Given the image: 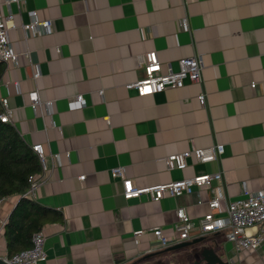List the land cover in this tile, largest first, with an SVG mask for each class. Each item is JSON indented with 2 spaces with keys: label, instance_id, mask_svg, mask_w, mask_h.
I'll return each mask as SVG.
<instances>
[{
  "label": "crops",
  "instance_id": "obj_1",
  "mask_svg": "<svg viewBox=\"0 0 264 264\" xmlns=\"http://www.w3.org/2000/svg\"><path fill=\"white\" fill-rule=\"evenodd\" d=\"M0 4L5 14H14L9 35L19 54L16 62H2L0 100L7 99L10 123L23 140L44 147L45 166L28 195L49 210L41 229L46 256L39 264H193L204 247L229 264H264V240L240 251L227 229L200 235L199 224L217 192L225 198L213 213L224 216L227 202L243 197L245 189L264 188V0ZM30 10L51 20L49 31L33 35L22 28L31 20ZM149 51L157 52L163 71L178 69L182 57L200 56L201 81L139 95L127 84L144 76L139 57ZM33 90L42 101H52L49 110L31 105ZM202 92L204 105L198 99ZM78 94L83 106L71 107ZM215 143L225 147L217 160L190 156L184 169L168 165L173 153ZM117 167L122 174L114 177ZM214 172L222 178L210 188L195 186L191 193L158 201L148 194L124 197L122 178L148 187ZM19 201L13 195L0 204L4 258L5 224ZM178 207L195 224L191 240H208L167 251L152 230L160 227L173 238ZM138 230L144 232L136 236Z\"/></svg>",
  "mask_w": 264,
  "mask_h": 264
},
{
  "label": "built area",
  "instance_id": "obj_2",
  "mask_svg": "<svg viewBox=\"0 0 264 264\" xmlns=\"http://www.w3.org/2000/svg\"><path fill=\"white\" fill-rule=\"evenodd\" d=\"M18 1V0H9ZM8 2V1H7ZM30 22L22 24L25 31L31 32L33 35L42 34L51 28L50 19H40L36 10H30ZM182 25L186 28V20L182 21ZM15 26L14 14H5L2 11L0 4V62H16L19 54L13 49L9 31ZM140 63L144 70V76L135 82L127 84L129 88H136L139 95L154 94L162 92L167 88L183 87L186 81L200 82L202 78L203 60L198 55L185 56L178 60L179 68L176 70H162V65L159 61L156 51H149L139 57ZM38 73L34 74L36 78ZM101 93L103 91H100ZM29 99L32 106H44L48 110L52 106V101H42L38 91L29 92ZM199 102L204 105L206 95L204 92L198 95ZM71 107L83 106V96L78 94L70 101ZM2 112L0 119L3 122H10L13 115V110L9 108L7 99L1 100ZM32 149L39 156L41 163L44 165V147L41 143H35ZM225 152L223 144L215 143L209 147H194L179 153H173L168 157V165L170 168L184 169L187 167L186 159L194 156L199 162H209L219 159ZM45 166V165H44ZM45 168V167H44ZM112 176L116 177L122 174V168L117 167L111 170ZM39 175L31 176L30 187L27 195L32 193L38 186ZM84 179L85 176H80ZM221 172L203 173L190 177L172 180L170 182L156 184L148 187L135 186L131 179L122 178L123 193L125 198L138 197L142 194H148L153 200H160L164 195L180 196L184 193L193 192L195 186L212 187V180H220ZM215 189V188H214ZM221 198H225L223 194L216 193L208 203L210 211L204 214L200 220V235H205L209 232L227 229V238L233 241L237 249L247 250L256 249L264 240V188L257 192H251L248 189L244 190V196L235 200H230L226 205V215L216 216L213 209H217L221 205ZM4 198L0 199V204ZM176 215L179 222L175 224V235L171 238L163 233L160 227H155L152 230L155 238L162 247H168L171 244H177L183 241L192 239L191 231L195 228L189 214L184 207L176 209ZM255 228V232H249V229ZM144 230L135 231L136 236H140ZM45 237L41 231L36 232L32 236V246L5 257L10 264H39L45 258Z\"/></svg>",
  "mask_w": 264,
  "mask_h": 264
},
{
  "label": "trees",
  "instance_id": "obj_3",
  "mask_svg": "<svg viewBox=\"0 0 264 264\" xmlns=\"http://www.w3.org/2000/svg\"><path fill=\"white\" fill-rule=\"evenodd\" d=\"M5 66L0 62V80ZM2 112L0 100V114ZM42 163L10 122L0 119V199L19 195L20 201L5 224L8 256L32 246V236L41 231L49 210L27 195L30 178Z\"/></svg>",
  "mask_w": 264,
  "mask_h": 264
},
{
  "label": "water",
  "instance_id": "obj_4",
  "mask_svg": "<svg viewBox=\"0 0 264 264\" xmlns=\"http://www.w3.org/2000/svg\"><path fill=\"white\" fill-rule=\"evenodd\" d=\"M203 238H196L194 240H189V241H183L177 244H174L172 246H169L167 248V251L169 250H176V249H181L184 248L188 245L199 243L202 241ZM201 259H197L193 262V264H202V261H205L207 264H229L227 260L222 259L220 256L216 254L213 248L209 247H204L200 253ZM0 264H10L9 262L6 261L4 257L0 256Z\"/></svg>",
  "mask_w": 264,
  "mask_h": 264
},
{
  "label": "rangeland",
  "instance_id": "obj_5",
  "mask_svg": "<svg viewBox=\"0 0 264 264\" xmlns=\"http://www.w3.org/2000/svg\"><path fill=\"white\" fill-rule=\"evenodd\" d=\"M206 240H208L207 238L204 241L199 242V244H202L203 242H205ZM183 249V248H182ZM181 250V249H178ZM173 264H176L175 262Z\"/></svg>",
  "mask_w": 264,
  "mask_h": 264
}]
</instances>
